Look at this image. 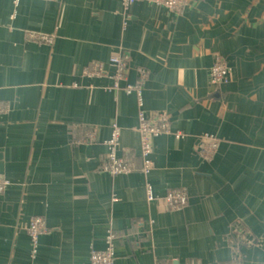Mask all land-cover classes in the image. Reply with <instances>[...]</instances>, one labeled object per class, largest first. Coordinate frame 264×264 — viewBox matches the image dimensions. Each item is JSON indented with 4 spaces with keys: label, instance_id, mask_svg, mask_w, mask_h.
<instances>
[{
    "label": "crops",
    "instance_id": "obj_1",
    "mask_svg": "<svg viewBox=\"0 0 264 264\" xmlns=\"http://www.w3.org/2000/svg\"><path fill=\"white\" fill-rule=\"evenodd\" d=\"M116 53L121 85L143 79L147 113L171 120L148 174L136 92L93 90L84 72L102 62L112 84ZM218 58L228 82L212 80ZM115 124L132 173L102 166ZM205 131L223 137L213 156ZM0 175V264H92L110 231L115 264H264V0H0ZM175 187L189 201L173 210ZM37 214L49 230L35 244Z\"/></svg>",
    "mask_w": 264,
    "mask_h": 264
},
{
    "label": "built area",
    "instance_id": "obj_2",
    "mask_svg": "<svg viewBox=\"0 0 264 264\" xmlns=\"http://www.w3.org/2000/svg\"><path fill=\"white\" fill-rule=\"evenodd\" d=\"M139 0H121L122 8L127 11L132 4ZM148 1L154 5H165L171 9L181 10L186 6L190 0H144ZM32 37H38L39 39L52 40L51 36L46 35H32ZM110 62L115 66V71L112 74V84L102 85L99 82V77L102 74L104 67L103 63L100 62L95 64L94 67L85 68L84 72L88 74L95 75V79L91 84L93 90L102 89L104 91L110 90L115 93L121 90L123 87L121 81L126 78V72L128 68L127 55L125 53L113 54L110 58ZM145 73V70H144ZM230 75V66L222 58H218L212 67V80L217 83L228 82ZM128 92H136L138 96V103L140 107V122L138 125V130L142 136V149L141 156L143 171L148 174L153 168V158H152V137L156 134L163 132H170L172 130L171 120L163 112H158L153 115H149L144 108V88L143 79H139L134 83H127L123 87ZM222 135L220 133H209L202 135L200 141L198 142L199 150L206 156H213L221 142ZM109 145V150L102 157V166L105 170L112 174H128L136 170V154L127 151L120 152L122 147L121 137H120V127L115 124L114 130L111 137L107 141ZM12 184L10 178L7 176L0 175V194L4 193L7 188ZM148 197L150 199L155 197L152 184L149 182L147 184ZM164 200L166 205L171 209H180L187 205L189 201V192L182 187H175L169 189ZM28 232L30 234L31 240L37 244L40 240L41 235L49 230V227L45 221L43 215H35L28 224ZM116 257V244H115V234L110 231L108 234V241L105 248L95 249L91 254L92 264H115ZM171 264V263H168ZM219 264H241L237 260H231L227 262H221Z\"/></svg>",
    "mask_w": 264,
    "mask_h": 264
},
{
    "label": "rangeland",
    "instance_id": "obj_3",
    "mask_svg": "<svg viewBox=\"0 0 264 264\" xmlns=\"http://www.w3.org/2000/svg\"><path fill=\"white\" fill-rule=\"evenodd\" d=\"M145 2H147V3H149V4H151V5H154V4H152V3H150V2H148V1H145ZM211 76H212V67H211ZM144 97H145V99H146V95H144ZM139 107V106H138ZM146 108V107H145ZM207 132H210V133H212V131H205V132H203L200 136H199V141H200V138H201V136L202 135H204V134H206ZM121 150V149H120ZM109 172V171H108ZM110 173V172H109ZM174 210V209H173ZM115 241H116V239H115Z\"/></svg>",
    "mask_w": 264,
    "mask_h": 264
}]
</instances>
